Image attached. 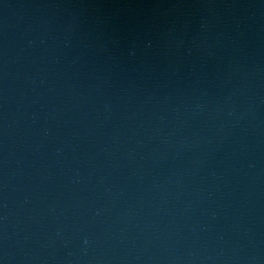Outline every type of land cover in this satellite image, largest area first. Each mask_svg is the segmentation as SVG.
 Returning <instances> with one entry per match:
<instances>
[{"label": "water", "instance_id": "1", "mask_svg": "<svg viewBox=\"0 0 264 264\" xmlns=\"http://www.w3.org/2000/svg\"><path fill=\"white\" fill-rule=\"evenodd\" d=\"M0 264H264V0H0Z\"/></svg>", "mask_w": 264, "mask_h": 264}]
</instances>
